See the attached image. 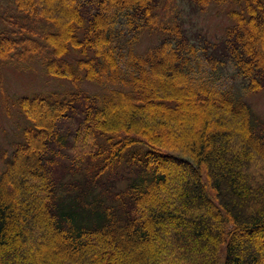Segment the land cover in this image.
<instances>
[{"label": "trees", "instance_id": "1", "mask_svg": "<svg viewBox=\"0 0 264 264\" xmlns=\"http://www.w3.org/2000/svg\"><path fill=\"white\" fill-rule=\"evenodd\" d=\"M177 1L3 0L0 66L36 61L75 89L17 99L0 264H264V122L213 78L231 65L264 87V0H187L228 6L203 46Z\"/></svg>", "mask_w": 264, "mask_h": 264}, {"label": "rangeland", "instance_id": "2", "mask_svg": "<svg viewBox=\"0 0 264 264\" xmlns=\"http://www.w3.org/2000/svg\"><path fill=\"white\" fill-rule=\"evenodd\" d=\"M177 2L182 26L197 45L218 42L222 38L224 29L229 24L228 6L210 4L204 10H200L187 0ZM0 5L4 8L3 0H0ZM148 43H150L149 38L143 35L137 49L142 51ZM201 59L200 69H203L201 72L206 73L209 67L205 65L203 58ZM0 73L4 87V94L0 91V149L4 148L10 153L15 143L22 141V129L29 124L20 111L17 99L22 96L31 97L51 93L64 96L72 92L75 87L68 78L47 74L42 64L36 61L0 66ZM213 78L218 87L231 88L243 96L256 117L264 122V87L256 92H245L244 80L231 65L220 67L213 73ZM81 87L93 91L97 89L88 80L82 81Z\"/></svg>", "mask_w": 264, "mask_h": 264}]
</instances>
